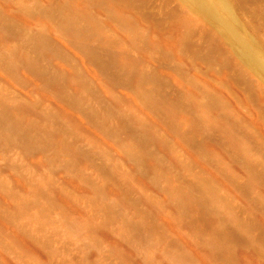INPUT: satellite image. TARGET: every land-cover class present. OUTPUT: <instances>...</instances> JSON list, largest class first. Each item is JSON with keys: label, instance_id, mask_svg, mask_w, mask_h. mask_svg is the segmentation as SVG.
<instances>
[{"label": "rangeland", "instance_id": "1", "mask_svg": "<svg viewBox=\"0 0 264 264\" xmlns=\"http://www.w3.org/2000/svg\"><path fill=\"white\" fill-rule=\"evenodd\" d=\"M222 1L253 56L190 0H0V264H264V0Z\"/></svg>", "mask_w": 264, "mask_h": 264}, {"label": "bare ground", "instance_id": "2", "mask_svg": "<svg viewBox=\"0 0 264 264\" xmlns=\"http://www.w3.org/2000/svg\"><path fill=\"white\" fill-rule=\"evenodd\" d=\"M194 7L200 10L205 16H212L216 22H222L220 15L224 9V3L222 0H190ZM212 5L213 12H209L207 6ZM225 27L226 33H228L234 41L239 45L241 53L245 57H251L256 52L251 42L247 41L242 35L239 34L235 27V23L231 20L222 22Z\"/></svg>", "mask_w": 264, "mask_h": 264}]
</instances>
